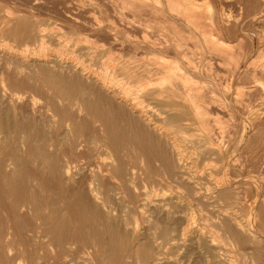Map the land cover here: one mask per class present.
I'll return each mask as SVG.
<instances>
[{
  "label": "rangeland",
  "instance_id": "374dc122",
  "mask_svg": "<svg viewBox=\"0 0 264 264\" xmlns=\"http://www.w3.org/2000/svg\"><path fill=\"white\" fill-rule=\"evenodd\" d=\"M158 1L161 4L151 1V8L142 9L122 7L119 0H0V53L5 44L11 45L15 50L6 52L16 58L25 48L20 59L28 62L42 45L47 58L57 54L89 71L100 72L102 63H111L117 78L127 83L145 79L157 85L164 74L150 59L156 49L143 39L145 31H156V40L168 45L181 36L182 47L162 57L174 68L186 67V58L191 60L185 85L204 113L187 109L191 117L184 122V138L173 135L182 149L181 168L187 169H172L165 143L151 134L143 140L127 114L69 71L48 65L25 76L1 59L6 100L0 104V264H9L12 257L18 258L16 264H34L39 256L40 264H51L52 251L61 249L69 237L79 247L97 236L107 240L108 224L126 233L130 255L116 261L112 250L99 243L93 251L95 264H147L133 254L139 250L137 241L150 247L158 264H264V12H255L252 22L242 4L226 0L219 12L237 22L223 31L214 24L215 2L204 0L213 16L201 12L195 20L198 27L205 32L208 25L218 41L230 44L229 58L224 54L217 59L193 47L194 40L203 39L191 29L195 25L187 26L182 13H168L164 1ZM35 26L44 33L43 42L33 37ZM126 64L132 68L124 72L120 68ZM76 96L85 101L80 113L70 106ZM152 106L151 118L172 129L166 124V109ZM96 112L110 113L121 130L119 140L113 131L100 130ZM39 139H44L43 148L35 145ZM141 158L142 171L135 164ZM109 161L114 167L108 171L104 167ZM89 189L97 193L96 199ZM75 255V264L90 259L85 253Z\"/></svg>",
  "mask_w": 264,
  "mask_h": 264
},
{
  "label": "bare ground",
  "instance_id": "6f19581e",
  "mask_svg": "<svg viewBox=\"0 0 264 264\" xmlns=\"http://www.w3.org/2000/svg\"><path fill=\"white\" fill-rule=\"evenodd\" d=\"M119 1L121 2V6L122 7L130 6V7H134V8L135 7H142V6L151 8L152 7V2L151 1H153V2L155 1L156 3L157 2L159 3L158 0H119ZM163 1H164V5L162 7H164L165 10L168 11V13L169 12H175L174 13L175 15H176V12L178 14L182 13L183 17L185 18V22H186L187 26L190 27L191 25H193V26L195 25V27H191V29L194 32L199 31V33L203 36L202 41H200V40H194L193 41V43H194L193 47L194 48L197 47L196 49H198V48L201 49L200 51L202 52V54H203V52L204 53L205 52L212 53L214 55V58H217V59H221L222 57H224L223 56L224 54L226 56L228 55V58H229L230 54H227L229 52H227L226 46H228L230 44L229 43H225L223 41H218V39H216L217 36L216 37L213 36V34H212L211 30H210L212 28L209 27L208 25H207V29L208 30L204 32L203 30H201L198 27V25H197V23L195 21L198 18L200 19V13L201 12L206 11V14L208 16H210V17L213 16L212 13L214 14V24L217 27V29L219 28V29H222L224 31L225 29L228 28L229 25H231V23L235 24V22H237V21H231L227 16H225V14L222 11L219 12L218 7H220V5L225 3L226 0H212L213 3L215 2V5H213L214 6V10L211 11L212 13L210 12L211 9H210L209 5H207L204 2V0H163ZM236 3L242 4L244 6L246 14L247 15H251V17L249 19L252 22L254 21V17H255L254 13L255 12H257V11L262 12V13L264 12V0H236ZM236 3H233V4L237 5ZM159 4H161V3H159ZM143 7H142V9H143ZM222 7H220V8H222ZM139 9H141V8H139ZM161 9L163 10V8H161ZM152 10H153V8H152ZM154 10H155V7H154ZM164 14H165V12H164ZM172 15H173V13H172ZM182 15H181V17H182ZM175 17H174V20H175ZM203 28H206V27H203ZM32 31H34V32H32L33 33V37L35 36V37H37L39 39V41L43 42L44 33L42 32V30H39L38 27L35 26V27L32 28ZM154 32L156 33V31H154ZM194 32H192V33H194ZM153 33H151L150 31L149 32L145 31L142 37H143V39L144 38H148V41H149L151 47L154 46V48L157 50V51L155 50V51L150 52V54H152L150 59L153 60L154 63L157 64L161 68V72L164 73L161 76V80H160L159 84L157 83V85H153L151 83H147V81L145 79H137V80L132 81L131 83L122 82V81H120L117 78V75H116L117 68L115 69V67H113L111 63H102L101 64V71L100 72L99 71L98 72H94V71H89L88 70L89 68L87 69V67L83 66L79 62H72V61H68V60L64 61L62 58L57 56V54L52 56V57H50V58H47V55L45 54V50H44L45 47L42 48L41 47L42 45H40V48L36 49L35 51L34 50L32 51L33 55L36 58L32 57L33 58L32 60H29L28 62L27 61L25 62V60L20 59V58H21V56H23L28 51V49L24 48V49H21L19 51L17 50L19 52V53H17L18 57L15 58L13 56L14 57L13 58L11 55H9L10 54L9 50L14 49V47L11 46V45L5 44L4 45L5 48L3 47V52L0 53V60L4 58L6 60L5 63H7L9 65H13L14 64V69H16L15 73H21V74H24L25 76H30L34 71L39 69V67L48 66V65H50L49 67H54V68H57V69H60V70L69 71L72 75H75L81 81H84L85 83H87V85H89V87L91 89H93V91L95 93L98 94V97L100 99L105 100L106 103H109L111 106L116 107L117 110H120L123 113L127 114L133 120V125H135V126H137L138 128L141 129L140 130V135H141L143 140L148 138L147 137L148 134H151V135H154L155 139L158 140L159 142L165 143V145L167 146L166 148H170V151H169L170 152V158L169 159L171 161L170 168L177 169V170H180V169L183 170L185 168H183V169L181 168L182 167L181 166V163H182L181 161L183 160V156H182V154H181V152L179 150L181 148H178V145L176 143L177 139L175 140L174 136H176V134L177 135L181 134L180 136H182V137L184 136V135H182V133H185V130L187 128L186 127V123H184V122L187 121V119L189 117H191V116H189V117L187 116L188 114H190V113H188L189 111L187 112L188 108L191 109V111H193L195 114L204 115V113L201 112L202 111V110H200L201 107L194 103V100H195L194 93L191 92V89H187L186 87H188V86L185 85V80L188 79V78L186 79L187 76L185 74H187L188 69H190V67H191V63H190L191 60L189 58H186L187 63H188L186 67H181L180 64H179L178 66H175V68H174L173 66H169L168 63L165 61L164 57H162V54H165V53L166 54H171L173 52L172 49H177V48L182 47L183 42L185 40L183 41L181 36H179V37L175 36V38L172 39L173 43L171 45H168L166 43L163 44L161 42H158V40H156L157 36L155 38L154 37L155 34H153ZM241 35H243V34L241 33ZM169 36L171 37L170 34H169ZM190 36H191V34H190ZM227 40H229V39H227ZM234 40H237V39H234ZM228 42H230V41H228ZM147 44H148V42H147ZM6 51H9V52H6ZM28 59H29V57H28ZM26 60H27V58H26ZM0 65H1V62H0ZM130 67L131 66L126 64V65L122 66L120 69L122 71L126 72V71L131 70L132 67L131 68ZM120 69H119V71H120ZM177 69H179V70L183 69L184 70L183 74L178 73L176 71ZM184 75H185V77H184ZM4 79H5V77H4ZM4 79L2 77H0V104H2V102L6 100V94L4 92V89H2V84H4L3 83ZM173 87H177V90H174ZM18 94H19V92H14L13 96L16 97V96H18ZM56 98L59 99V100H63L64 99L61 95H57ZM155 103L159 104L160 106H162L163 108L166 109L163 112L165 115H169V117H167L168 118L167 119L168 123H166V124H168V125L170 124V127L172 126L173 131H170L171 128L170 129H165L164 127H161L159 124H157V122L153 118H151V115H149L150 114V108H152L153 107L152 105H154ZM84 105H85V101L81 97H78V96H76V98L70 103V106H76L77 113L78 112L80 113V112H82L84 110ZM47 109H50L48 107V105H47ZM167 110H171V111H175V112H172L171 114H169ZM195 114H194V116H195ZM2 116L3 115L0 113V129L3 127V124H2V119L3 118H2ZM94 117L96 118L97 121L100 122V126H101L100 130L101 131H103V130H106L107 132H109V131L112 132L113 131L114 134H115V138L119 140V134H121V130H120L119 126L113 122V117L110 115V113H102V112L98 113V112H96L94 114ZM159 117H161V116H159ZM72 119L73 118H71V117L67 119V121L72 122V128H71V124L69 125L70 126V130H69L70 132L73 130V120ZM208 127L211 129V127L209 125H208ZM22 128L25 130V132L31 133V130L30 129L27 130L26 126H22ZM205 128H204V130H207V128L206 129ZM211 130L209 131V133L212 132ZM214 132H213V134H214ZM248 133H250V132H248ZM215 134H216V132H215ZM250 135L251 134L245 135V136L248 139V137ZM215 136H217V134ZM239 137H240V135H239ZM185 138H187V137H185ZM235 138H236V136H235ZM24 139L25 138H22L23 142H24ZM227 139H228V137H227ZM178 140H180V139L178 138ZM215 142H216V140H215ZM43 143H44V139H39L35 145L37 146V148H43L42 147ZM229 144H230V142H229ZM221 146H220V148H221ZM225 148H226V146H225ZM236 148H238V146ZM211 150H213V148H211ZM239 150H240V146H239ZM229 158H231V157H229ZM152 159H154L155 161L157 160V158H152ZM188 160L186 159L185 161H188ZM188 162L187 163L190 165V161H188ZM10 163H12V162L10 161ZM135 164H136V166L139 167V170H141V171L145 168V164H144L143 158H141ZM111 167H114V164H113V162L109 161L108 163L105 164L104 168L109 171ZM129 168H130L129 170L131 171V169L133 168L132 165H129ZM63 169H65V168L63 167ZM63 169H62V171H64V173L66 175H68V169L67 168L65 170H63ZM203 169L205 170V168H203ZM186 173H188V172L186 171ZM188 175H189V173H188ZM133 178L134 177H131V179L129 181L131 182ZM185 178H186V176H185ZM187 178H186V180H187ZM189 178H191V177H189ZM136 180H138V179H136ZM228 181H230V180H228ZM230 182H229V184H230ZM233 184H235V183H233ZM226 187H223V188H225V190H226ZM188 190L190 191L189 188L187 189V192H188ZM93 191L94 190H92V189L90 190L89 189V192L91 193V198L92 199H96L97 193L95 194V193H93ZM189 195H190V193H189ZM21 206H23V204ZM88 207L95 213V215L97 217L106 220V215H104L95 205L89 204ZM237 227H240V226L237 225ZM28 231H31V230H28ZM106 232H107V235H108L107 240H105L102 237L97 236L96 238H92L91 240L85 241L84 244L82 246H80V247L77 244L74 243L72 238L69 237L67 239V241H65V243H63V247L61 249H56V250L52 251V254H51L52 262H51V264H75L76 257L78 258V255H75V254H78V253H85L87 255V257L90 258V259L85 258V260H86L85 264H95L94 262L97 260V255H95V253H93V251H96L95 248H96L97 244H99V243L103 247L110 248L112 250L116 261L118 260V258H120V255L129 254V252L131 251V250H129L130 242L126 238L127 236H126L125 232H121L120 230H117V228L114 225H112V224H108V228H106V230H105V233ZM165 233L166 232L164 231V233H162V234H165ZM252 233H253V231H252ZM252 233H249V234L252 235ZM7 234L11 235V232H7ZM255 240H256V238H255ZM66 244L68 246H66ZM141 244L142 243L140 241H137L136 246L139 248V250H138V252L135 251V253H133L135 255L136 259L138 261H141V260L144 259V262H147V264H158V259H157L156 256H154V253L151 252L150 247H147V246L141 247ZM140 249H142V253H139ZM11 250H12V247L9 244V242L6 243L7 254H10ZM41 259L42 258L39 256L36 259V263H34V264H40ZM17 260H18V258H15V257L13 258L12 257V258L9 259L8 263L9 264H16Z\"/></svg>",
  "mask_w": 264,
  "mask_h": 264
}]
</instances>
